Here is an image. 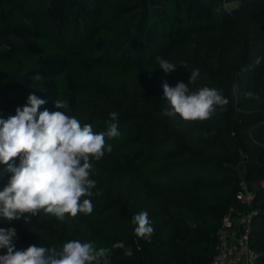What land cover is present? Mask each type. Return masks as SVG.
Here are the masks:
<instances>
[{
    "label": "trees",
    "instance_id": "obj_1",
    "mask_svg": "<svg viewBox=\"0 0 264 264\" xmlns=\"http://www.w3.org/2000/svg\"><path fill=\"white\" fill-rule=\"evenodd\" d=\"M158 56L175 70L165 74ZM197 69L190 91L214 88L229 103L205 121L162 115L163 83H188ZM30 94L46 101L39 111H63L55 101L66 100L82 125L98 133L116 123L120 135L91 160V214L0 220L16 229V250L122 241L133 254L112 249L108 264H211L240 182L264 180V0H0V118ZM253 211L249 244L264 254L262 186ZM141 212L148 239L134 233Z\"/></svg>",
    "mask_w": 264,
    "mask_h": 264
},
{
    "label": "clouds",
    "instance_id": "obj_2",
    "mask_svg": "<svg viewBox=\"0 0 264 264\" xmlns=\"http://www.w3.org/2000/svg\"><path fill=\"white\" fill-rule=\"evenodd\" d=\"M156 60L165 74L176 68L159 56ZM199 76L197 69L191 72L188 83L178 82L175 87L163 83V99L168 107L162 115L205 121L217 107L224 109L229 101L218 90L205 86L190 91L189 84L195 85ZM246 95L259 99L252 93ZM45 103L44 99L30 94L27 104L18 107L15 115L0 118V165H5V171L10 174L0 191V220L5 222L22 217L28 222L25 214L40 216L43 213L44 217H54L61 222L66 214L73 218L78 214H91L90 198L99 195L93 192L96 181L90 178L91 160L99 161L105 151H112L111 145H106V137L120 135L116 123H110L106 131L98 133L91 124L82 125L75 116L67 114L70 105L66 100L55 101V107L63 111H39ZM110 116L115 121L118 114L112 112ZM132 224L139 238L148 239L154 233L147 212L134 215ZM16 235L14 227L0 228V250L6 249V253L0 255V264H100L101 258L108 264L112 249H125L122 241L112 248L97 250L92 243L71 240L64 243L60 251L36 244L16 250L13 243ZM124 254L131 256V248L125 249Z\"/></svg>",
    "mask_w": 264,
    "mask_h": 264
},
{
    "label": "built area",
    "instance_id": "obj_3",
    "mask_svg": "<svg viewBox=\"0 0 264 264\" xmlns=\"http://www.w3.org/2000/svg\"><path fill=\"white\" fill-rule=\"evenodd\" d=\"M254 197L255 190L241 181L236 195L238 204L222 220L211 264H260L264 254L249 244L251 222L256 214L253 211Z\"/></svg>",
    "mask_w": 264,
    "mask_h": 264
},
{
    "label": "rangeland",
    "instance_id": "obj_4",
    "mask_svg": "<svg viewBox=\"0 0 264 264\" xmlns=\"http://www.w3.org/2000/svg\"><path fill=\"white\" fill-rule=\"evenodd\" d=\"M263 182H264V180H259V181H257V182H254V184H250V185H248V186H249L250 189H254V190H256V189L259 188L262 184H264Z\"/></svg>",
    "mask_w": 264,
    "mask_h": 264
}]
</instances>
